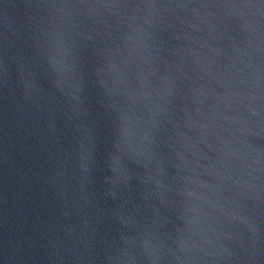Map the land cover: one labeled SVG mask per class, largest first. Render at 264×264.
<instances>
[{
	"label": "water",
	"instance_id": "water-1",
	"mask_svg": "<svg viewBox=\"0 0 264 264\" xmlns=\"http://www.w3.org/2000/svg\"><path fill=\"white\" fill-rule=\"evenodd\" d=\"M0 264H264V0H0Z\"/></svg>",
	"mask_w": 264,
	"mask_h": 264
}]
</instances>
